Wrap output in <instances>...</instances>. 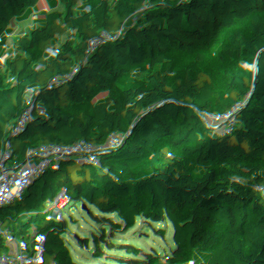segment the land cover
I'll use <instances>...</instances> for the list:
<instances>
[{
	"label": "trees",
	"instance_id": "obj_1",
	"mask_svg": "<svg viewBox=\"0 0 264 264\" xmlns=\"http://www.w3.org/2000/svg\"><path fill=\"white\" fill-rule=\"evenodd\" d=\"M102 1L0 0V264H264V0Z\"/></svg>",
	"mask_w": 264,
	"mask_h": 264
},
{
	"label": "built area",
	"instance_id": "obj_2",
	"mask_svg": "<svg viewBox=\"0 0 264 264\" xmlns=\"http://www.w3.org/2000/svg\"><path fill=\"white\" fill-rule=\"evenodd\" d=\"M118 6H119V10H118V15H119V13L121 12V0H119ZM34 13L36 14V16L39 20L45 19L42 7L36 6L34 8ZM127 23H128V21L123 20L118 16L117 26L120 29V33L123 34L125 32L124 26ZM143 30L145 32V29H143ZM214 40H215V35H213L208 40L199 42L193 49L194 59L197 60L198 57L200 56V54L210 50L211 47L213 46ZM62 44L64 45V43H62ZM65 58H66V54L64 51H62V56L59 59V62L61 64H64ZM200 77L204 81H208V75L200 74ZM60 86L62 89L67 90L69 88L68 80L66 78H62L60 80ZM29 167L31 168L30 165H29ZM71 170H74V167L70 166L67 163L62 162L58 167L53 168L50 171H48V174H47L48 181L52 182V181L56 180L62 172L71 171ZM263 180L264 179L260 178L258 183L254 186V188L245 197H240L236 193H232V196L237 201H242V200L248 199L252 195V193L257 188H259L260 183L263 182ZM17 182H18L17 177L12 176V177H9L7 179L6 184H7V186H15L17 184ZM34 202H35V199H32L30 205L33 204ZM14 211H15V208H12L11 212H14ZM195 240H196V237H194L190 241H187V242L182 243V244H169V243H165V242H160L159 246L167 258L174 259L179 264H189L193 260V258L195 257V253H196V251L194 249Z\"/></svg>",
	"mask_w": 264,
	"mask_h": 264
},
{
	"label": "crops",
	"instance_id": "obj_3",
	"mask_svg": "<svg viewBox=\"0 0 264 264\" xmlns=\"http://www.w3.org/2000/svg\"><path fill=\"white\" fill-rule=\"evenodd\" d=\"M116 0H103L100 5V10L98 12V16L101 18H105L108 20H114L118 19V10L119 6L118 4H114ZM122 0H121V18L123 20H126L129 22V27L127 28L128 34L130 38L134 41L135 39L138 40V42L135 44L137 48L144 45L142 42V38L138 36V33L136 32V23L132 21V11L129 5L128 0H124V7H122ZM119 3V0H118ZM144 28H139L140 31L144 32ZM145 46V45H144Z\"/></svg>",
	"mask_w": 264,
	"mask_h": 264
},
{
	"label": "rangeland",
	"instance_id": "obj_4",
	"mask_svg": "<svg viewBox=\"0 0 264 264\" xmlns=\"http://www.w3.org/2000/svg\"><path fill=\"white\" fill-rule=\"evenodd\" d=\"M122 7H124V0H122ZM114 4H118V0H116L114 2ZM136 28L138 29V31L140 32L139 28H141L139 25L136 24ZM141 33V32H140ZM145 37V36H144ZM142 42L144 43V45L140 46L139 48H136L139 52H144V51H148L149 50V45L147 43V41H145V38H142ZM63 110L60 109L58 111V114L62 115L63 114ZM54 115H52L51 117H53ZM147 127V125H146ZM18 140L21 141L22 140V136L21 134L11 125H4L0 128V156L4 154V145L7 141L9 140Z\"/></svg>",
	"mask_w": 264,
	"mask_h": 264
},
{
	"label": "water",
	"instance_id": "obj_5",
	"mask_svg": "<svg viewBox=\"0 0 264 264\" xmlns=\"http://www.w3.org/2000/svg\"><path fill=\"white\" fill-rule=\"evenodd\" d=\"M262 179H264V170H263V173H262V176H261ZM232 191V190H231ZM216 203H217V200H216V197L214 198V201H213V214H212V218H213V215H214V212H215V208H216ZM211 218V219H212Z\"/></svg>",
	"mask_w": 264,
	"mask_h": 264
}]
</instances>
